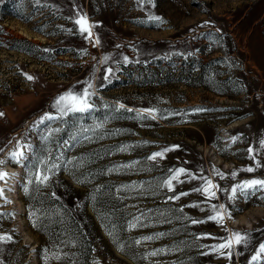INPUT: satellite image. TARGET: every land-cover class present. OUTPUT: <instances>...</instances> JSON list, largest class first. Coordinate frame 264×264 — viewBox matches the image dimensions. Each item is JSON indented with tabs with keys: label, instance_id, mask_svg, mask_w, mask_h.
I'll list each match as a JSON object with an SVG mask.
<instances>
[{
	"label": "rangeland",
	"instance_id": "rangeland-1",
	"mask_svg": "<svg viewBox=\"0 0 264 264\" xmlns=\"http://www.w3.org/2000/svg\"><path fill=\"white\" fill-rule=\"evenodd\" d=\"M89 84L91 112L36 123ZM0 113V161L32 146L0 180V264H249L264 243V190L229 200L264 179V0H5ZM39 160L59 167L37 186ZM234 232L248 244L212 251Z\"/></svg>",
	"mask_w": 264,
	"mask_h": 264
},
{
	"label": "snow or ice",
	"instance_id": "snow-or-ice-1",
	"mask_svg": "<svg viewBox=\"0 0 264 264\" xmlns=\"http://www.w3.org/2000/svg\"><path fill=\"white\" fill-rule=\"evenodd\" d=\"M5 0H0V3H4ZM150 19L160 21V17H150ZM75 24L79 26V31L81 34H87V37L92 36L91 28L92 25L89 24L86 16H79L78 19L75 20ZM109 72H111V69H108ZM27 79L31 80L34 79L31 76H27ZM91 88V84H89L86 88L83 89L82 92H74L73 90L69 89L68 91L60 94L55 99L54 107L56 109V115L51 114H45L40 118V120L36 123L42 124L45 120H63L64 117L69 116L70 114H76V113H89L93 110L94 105L91 103V97L94 95L93 92H91L89 89ZM120 108H123V105L119 106ZM146 111H154V110H146ZM0 115H3L0 113ZM99 127V125H98ZM55 131H60V129H55ZM46 139V138H45ZM72 139H75L73 136ZM236 137H233V140H235ZM67 143V142H66ZM264 144V141L261 142ZM25 148L31 150L32 146L30 144L25 145L21 143L20 141H17L16 147L14 150L10 151L8 154V158L11 162H14L16 164H20L23 167H28L26 161H29L31 157L25 152ZM2 151V149H0ZM165 151H168L166 149ZM250 153L252 152V149L249 148L248 150ZM158 156H163L162 152L154 153L151 159H155ZM5 161H0V164H3ZM39 164L41 165L39 168L36 164L32 165V171L29 173V183H36L37 186L46 184L49 179L51 173L54 169H57L59 165L56 163H49L48 160H39ZM246 171H253V168H247ZM184 169H177L175 174L171 176L170 179L164 181V185L168 188L169 191H173V181H177L180 174L184 173ZM219 175V173H217ZM16 175V174H13ZM233 176H236L237 173L233 172ZM8 178V173L4 172L3 170H0V180H6ZM190 178H192L190 176ZM217 186L213 185L211 181H207L205 186L203 188H197L193 189V191H200L205 193L209 198H214L216 193L212 189ZM264 190V179H251L242 181L241 183L237 185H233L231 188V195L229 196V200L235 201L238 198L242 199L244 202H247L251 195L256 192ZM3 189H0V198L3 197ZM188 195V193H180L179 195H175L173 197H170V199H179L180 196ZM261 200H264V197H260ZM5 202H8L5 198ZM233 211H241L242 209L237 207L235 204H233ZM221 209H225L224 205H220L219 209H217V206L213 205V211L216 213L213 216H209V220L214 221H223V213L220 211ZM231 215V212L228 213ZM32 214H30L31 216ZM203 221H196L193 220L192 223H201ZM33 226H35V223H33ZM129 227H136L135 224H130ZM111 235V233H110ZM158 235H163V233H160ZM143 239H153V237H143ZM0 240H11V236H0ZM137 244L140 243V240L136 241ZM248 244V234H241L239 232H234L232 236L226 238L223 240L222 243H218L216 245L211 246L212 251L220 252L221 255H227L229 258L232 256V249L233 246H239V245H247ZM228 249L229 251L225 253L223 250ZM152 255H155L156 252L151 253ZM57 259L60 257L57 256ZM262 260H264V243H260L258 248L254 251V254L250 258L249 264H261Z\"/></svg>",
	"mask_w": 264,
	"mask_h": 264
},
{
	"label": "bare ground",
	"instance_id": "bare-ground-1",
	"mask_svg": "<svg viewBox=\"0 0 264 264\" xmlns=\"http://www.w3.org/2000/svg\"><path fill=\"white\" fill-rule=\"evenodd\" d=\"M5 141V137H2L1 138V142H0V144L1 145H4V142ZM5 145H7V144H5ZM8 154H9V151H6V153L3 155V159H2V161H5V166H2L0 169L1 170H3L4 172H6V173H8V178L6 179V180H1V183H6V184H10V183H12V181L14 180V178H15V176L12 174L13 172H15L16 174L20 171V168L19 169H17V170H14V169H12L10 166H9V163H8V161H9V158H8ZM21 172V171H20ZM20 174V173H19ZM19 174H17V175H19ZM18 177V176H17Z\"/></svg>",
	"mask_w": 264,
	"mask_h": 264
}]
</instances>
